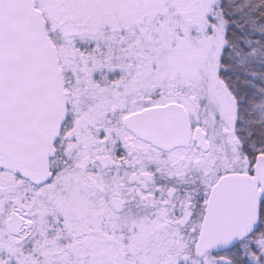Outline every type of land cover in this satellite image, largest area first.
Here are the masks:
<instances>
[{
    "label": "snow or ice",
    "instance_id": "6c2138e0",
    "mask_svg": "<svg viewBox=\"0 0 264 264\" xmlns=\"http://www.w3.org/2000/svg\"><path fill=\"white\" fill-rule=\"evenodd\" d=\"M0 264H264V0H0Z\"/></svg>",
    "mask_w": 264,
    "mask_h": 264
}]
</instances>
